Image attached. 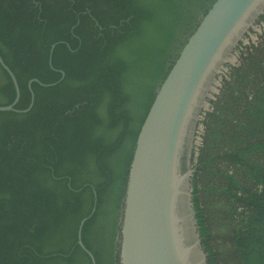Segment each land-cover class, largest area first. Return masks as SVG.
<instances>
[{
	"label": "trees",
	"instance_id": "16d2710c",
	"mask_svg": "<svg viewBox=\"0 0 264 264\" xmlns=\"http://www.w3.org/2000/svg\"><path fill=\"white\" fill-rule=\"evenodd\" d=\"M213 1L0 0V55L20 89L16 109L0 110V264H93L78 242L85 216L96 264H120L139 128ZM256 21L257 40L201 113L190 159L208 264H264V9ZM14 96L0 63V104Z\"/></svg>",
	"mask_w": 264,
	"mask_h": 264
},
{
	"label": "water",
	"instance_id": "95a60500",
	"mask_svg": "<svg viewBox=\"0 0 264 264\" xmlns=\"http://www.w3.org/2000/svg\"><path fill=\"white\" fill-rule=\"evenodd\" d=\"M263 9L264 0H214L156 89L128 169L120 264H208L191 200L193 132L229 52ZM0 63L15 87L13 100L0 104V110L16 109L17 79L1 55ZM32 103L33 95L23 110ZM86 217L79 223L78 242L96 264L80 237Z\"/></svg>",
	"mask_w": 264,
	"mask_h": 264
},
{
	"label": "rangeland",
	"instance_id": "374dc122",
	"mask_svg": "<svg viewBox=\"0 0 264 264\" xmlns=\"http://www.w3.org/2000/svg\"><path fill=\"white\" fill-rule=\"evenodd\" d=\"M257 17H256V19H257ZM256 19L249 26V28L246 30V32L242 35V37L239 39V41L235 44V46L232 48V50L229 52L228 58H230V60L224 61L223 67L221 68V71L219 72V74L216 78L217 79L216 83H218V84H216L214 82V84L210 90V93H209L211 95H208L206 102L204 103L203 108L201 110V113H202V111H204L205 109H207L209 107L210 101L208 99L213 98L215 92L218 91V85L220 84V78L222 77V74H224L227 71L228 64H234L238 60L239 55H240V50L245 49V47H244L245 44H249V43L255 42L257 40L258 34L262 31L263 23L261 21L257 22ZM240 42H241V45L238 46V44ZM242 45H243V47H242ZM200 118H201V116H199L198 121H197L196 126H195V129H194V132H193L191 156H192L193 149L196 148V146L200 140V135H201V131H202V125L199 122ZM190 159H191V157H190Z\"/></svg>",
	"mask_w": 264,
	"mask_h": 264
},
{
	"label": "bare ground",
	"instance_id": "6f19581e",
	"mask_svg": "<svg viewBox=\"0 0 264 264\" xmlns=\"http://www.w3.org/2000/svg\"><path fill=\"white\" fill-rule=\"evenodd\" d=\"M229 57V56H228Z\"/></svg>",
	"mask_w": 264,
	"mask_h": 264
}]
</instances>
